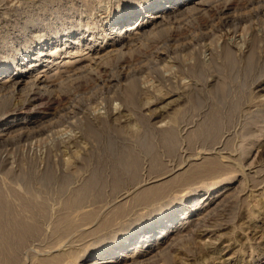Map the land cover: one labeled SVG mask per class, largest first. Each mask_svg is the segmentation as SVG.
Masks as SVG:
<instances>
[{
  "label": "rangeland",
  "instance_id": "374dc122",
  "mask_svg": "<svg viewBox=\"0 0 264 264\" xmlns=\"http://www.w3.org/2000/svg\"><path fill=\"white\" fill-rule=\"evenodd\" d=\"M147 1L149 0H0V68L8 69L15 55L17 59H23V62H26L28 56L24 53L30 46H40L46 40L54 42L57 37L70 36L69 33L77 34L85 30L86 26L92 28L91 33L85 34L87 41L88 37L89 39L92 37L89 46L83 43L77 45L71 43L66 47L67 49H63L62 52L66 51V53L62 54L61 58L65 56L71 59L73 56L78 58L80 54L84 56L97 51L104 44L106 25L121 12H131L135 8L144 6ZM154 1L157 0H153V3ZM213 2L206 4L204 9H199L200 11L194 10V12L182 14L179 12L175 16L170 14L172 17L165 18L163 26L153 29L154 33L151 31L152 33L144 36L138 35L139 38L134 37L130 45L128 44V47L122 50V55L118 59L111 58L109 62L98 65L89 63L90 66L84 70L75 71L72 65L63 66L59 63L60 58L55 60L58 65L55 64L51 70L49 69L48 75L40 74V77L44 79L43 83L35 81L22 91L0 87V117L10 114L17 117L27 114L29 118L35 116L32 120L27 119L19 124L20 130L10 133L8 140L0 141L2 195L10 204L12 203V206H16L15 208L20 207L22 199L25 201L30 199L29 201L32 200L35 203L38 201L39 204L42 202V207L45 208L43 215L42 213L36 215L38 222L41 220L38 223V233L28 239L27 246L23 247L21 253L18 252L20 260L17 258V261L19 260L20 264L42 262L45 256L46 259L53 253L64 256L62 259L68 264H76L80 252L83 255L85 248L93 246L99 239H107L119 233L122 226L120 222L132 217L136 211L143 212L144 208H146L144 211H148L150 207H146L147 205L132 208L133 194L138 186L150 185L149 178L157 174L153 170L154 176L149 172V169H152L149 168L151 159L142 147L144 141L152 143L157 155L159 154V159H162L160 161H163L161 163L164 166L161 171L164 174L166 172L167 178L164 177L161 181L186 174L208 162L209 159L214 162L212 158L218 162L220 160L222 167L229 164L223 167L224 171L225 173L229 171L228 175L235 173L236 180L232 181V186H226V189L218 192L214 200L232 191L230 199L224 200L214 208L215 210L205 214L206 217L203 216L195 228L184 223L181 235H178L176 239L174 237L175 240L171 239L168 246L158 255L152 259L143 260L140 264H264V122L262 121L264 116V13L259 11L263 4L260 0H213ZM69 36L64 39L67 40ZM69 42L74 40L71 38ZM226 44L233 51L231 52L235 61L240 62L238 71L224 57V51L228 47ZM53 45H49L47 51ZM224 45L227 47L223 49ZM251 49H254L253 54L256 52L259 54L256 55L260 58L261 66L253 70L252 74H247L243 69L242 56ZM67 52L68 54L71 52V55ZM67 59L65 58L64 61ZM178 60L184 67H179ZM196 61H200L202 65L198 74L190 72L187 68L194 65ZM117 64L119 66L116 67ZM121 68L128 70L130 79L137 83V88L132 95L133 100L130 102V97L128 98L127 93L117 82ZM54 71L58 72L55 79L47 77ZM217 82H219L218 85L224 83L227 90L220 94ZM215 92H218V96ZM216 101L218 104L214 103ZM212 107L221 113H219L220 116L222 115L219 116V135L214 141V143L218 142H216L217 146L214 143L207 145L210 142L205 145L202 140L191 141L188 137L189 131L194 130L197 128L195 126L204 121L206 111ZM104 122L106 124L103 126ZM89 125L95 126L102 136H94L92 132L89 134L87 132ZM220 127L222 129H219ZM15 128L17 127L10 129ZM156 128L176 130V137L179 138H176L177 143L175 141L173 148H176L175 152L174 150L166 152L161 136L159 137L160 132ZM109 133L111 136L106 135ZM136 134L143 136L136 137ZM149 136L154 140L152 141ZM126 137L127 139H124ZM135 138L136 141H133ZM97 140L103 141H100L101 148L97 147L99 145ZM110 141L115 145L120 143L130 145L139 157L138 173L133 179L131 178L132 180L128 175H123L118 192L117 188L115 191L111 187L112 157L107 152ZM98 165L102 166L103 171L101 170L99 177L97 176L99 181H96L95 186L98 185L94 186L92 193L85 195L84 201H79V205H77L78 202L70 206L65 204L67 199L72 198L77 188H81L84 182H87L88 176L91 177L96 172ZM47 176L50 178L48 179ZM99 178L102 182L106 179V183L102 184ZM209 180L215 181L212 178H203L201 181L208 183ZM195 181L191 180L192 183ZM180 184L182 185L179 186ZM187 184L174 181L166 195L154 204L160 206L168 200H173L176 191L188 187ZM71 190H75L74 193ZM95 191L100 192L98 198ZM202 192L204 191H201V194ZM119 204L132 208L129 216L109 225L108 231L95 230L97 222L106 217L115 208L113 206L117 207ZM87 210L94 212L93 220L84 218L83 213L88 212ZM30 213L26 215H31ZM63 213L68 216V220H72L63 224L61 222L58 229L54 225ZM94 231L99 233L95 232V234ZM137 261L131 264H139Z\"/></svg>",
  "mask_w": 264,
  "mask_h": 264
},
{
  "label": "bare ground",
  "instance_id": "6f19581e",
  "mask_svg": "<svg viewBox=\"0 0 264 264\" xmlns=\"http://www.w3.org/2000/svg\"><path fill=\"white\" fill-rule=\"evenodd\" d=\"M213 2V0H149L147 3L142 6L133 9V11H124L118 14L114 19H112L105 27L104 31L105 33V40L104 44L101 45L99 50L92 51L90 54L84 55L80 54L77 57L78 58H69L68 56L62 57L61 55L66 53L62 52L63 49H67L66 47L69 46V44H80L83 43L85 46H89L88 44L92 41V37L88 41L87 38L85 39L86 33H91V27L86 26L85 30H81L77 34L69 33L70 36L66 40L64 38L68 36H63L62 38L57 37L55 38L54 42H50L51 40H46L42 45L38 46H30L28 50H25L24 55L28 56L27 61L23 62V59H17V55H15L12 59L11 66L7 69V67H1L0 68V87H4L7 89H11L12 91L18 90L22 91L24 88H26L29 84L32 85L35 81L37 83H43L44 79L40 77V74L48 75L49 69L53 66L58 65V62L55 63L56 59H60L59 63H62L63 66L65 65H72L73 70L78 71L80 69H83L90 66L89 63H95L96 65L106 62H109L111 58L118 59L122 55V50L129 44L131 41H133L134 37H138V35H145L153 31L154 28L159 27L162 25V23L165 20V18L172 17L171 15H177L179 12L185 13L190 12L194 10H201L206 4L208 5L209 2ZM216 1V0H215ZM218 1V0H217ZM221 2V1H220ZM256 2V1H255ZM260 2H262L260 0ZM263 5L260 6L259 11L264 13V0L262 2ZM255 7V6H254ZM204 9V8H203ZM199 10V11H200ZM203 11V10H202ZM196 13V12H195ZM232 13V12H231ZM257 13V12H256ZM193 14V13H192ZM197 14V13H196ZM195 14V15H196ZM234 14V13H233ZM227 15V14H226ZM259 15V14H258ZM237 19V18H236ZM240 19V18H239ZM236 22V21H235ZM174 23V21H173ZM164 24V23H163ZM175 24V23H174ZM235 26V25H234ZM219 28V27H218ZM155 30V29H154ZM152 33V32H151ZM154 33V31H153ZM90 36V34H89ZM93 36V35H92ZM95 36V35H94ZM73 39L74 42H69L70 39ZM142 38V37H141ZM256 38V37H255ZM254 38V39H255ZM103 39V38H102ZM133 39V40H132ZM137 39V38H136ZM253 39V38H252ZM94 41V39H93ZM139 41V40H138ZM88 42V43H85ZM250 43V42H249ZM54 44L48 51L47 48L49 45ZM133 44V43H132ZM184 44V43H183ZM237 44V43H236ZM64 45V46H63ZM91 45V44H90ZM130 45V44H129ZM187 45V44H186ZM227 45V44H226ZM224 45L223 49L227 47ZM230 45V44H229ZM244 45V44H243ZM132 46V45H131ZM134 46V45H133ZM193 46V45H192ZM239 46V45H238ZM242 46V45H241ZM72 47V46H71ZM128 47V46H127ZM188 47V46H187ZM210 47V46H209ZM253 47V46H251ZM76 48V47H75ZM74 48V49H75ZM90 48V47H89ZM88 48V49H89ZM193 48V47H192ZM87 49V48H86ZM257 49V48H256ZM78 50V49H77ZM76 50V51H77ZM132 50V49H131ZM254 49H251L250 51H247L243 57V69H245L247 74H252V71L256 70L258 66L260 65L258 58V53L256 52L253 54ZM212 51V50H211ZM232 50L229 49V46L224 51V57H226L235 70L240 69V65L237 61L234 59V55H232ZM84 52V50H83ZM128 52V51H127ZM214 52V51H213ZM261 52V51H260ZM71 53V52H70ZM69 53V54H70ZM68 54V52H67ZM68 54V55H69ZM197 54V53H196ZM237 54V53H236ZM235 54V55H236ZM66 55V54H65ZM71 55V54H70ZM193 57V56H192ZM260 57V56H259ZM65 58H68L64 61ZM211 58V57H210ZM213 58V57H212ZM225 58V59H226ZM215 60V59H214ZM264 60V59H263ZM157 61V60H156ZM192 61V60H191ZM190 61V62H191ZM201 61V60H200ZM196 61L194 65L188 66V70L192 73L194 72H200L201 70V62ZM226 61V60H225ZM262 61V59H261ZM26 63V64H25ZM117 63V62H116ZM193 63V62H191ZM227 63V62H226ZM212 64V63H211ZM210 64V65H211ZM224 64V63H223ZM262 64V63H261ZM264 64V62H263ZM262 64V66H263ZM179 67H182V63L178 60ZM119 66L118 64L116 67ZM220 66V64H219ZM229 66V65H228ZM184 67V66H183ZM213 67V66H212ZM227 67V66H226ZM242 67V66H241ZM65 68V67H64ZM97 68V67H96ZM230 68V67H229ZM232 68V69H233ZM41 69V70H39ZM63 69V68H62ZM122 70L119 72V78L117 79V82L120 83L122 86V89L127 93L129 102L133 100V93L135 91V88H137V83L130 79L129 73L124 70V68H121ZM137 69V68H136ZM259 69V68H258ZM261 69V68H260ZM179 70V69H178ZM224 70V69H223ZM234 70V69H233ZM262 70V69H261ZM72 71V70H71ZM253 71V72H254ZM63 72V71H62ZM68 72V71H67ZM74 72V71H73ZM132 72V71H131ZM189 72V73H190ZM202 72V71H201ZM229 72V71H228ZM231 72V71H230ZM264 72V71H263ZM58 73V72H57ZM55 71L49 74L47 77H55L57 74ZM66 73V71H65ZM237 73V72H236ZM133 74V73H132ZM135 74V73H134ZM221 74V73H220ZM45 75V76H46ZM196 75V74H195ZM230 75V74H229ZM246 75V74H245ZM264 75V74H263ZM65 76V75H64ZM67 76V75H66ZM134 76V75H133ZM190 76V75H189ZM193 76V75H192ZM224 77V76H223ZM233 77V76H232ZM259 77V76H258ZM56 78V77H55ZM54 78V79H55ZM61 78V77H60ZM236 78V77H235ZM242 78V77H241ZM59 79V78H58ZM66 79V78H65ZM64 79V80H65ZM202 79V78H201ZM225 79V78H224ZM169 80V79H168ZM259 80V79H258ZM48 81V80H47ZM52 81V80H51ZM122 81V82H121ZM173 81V80H172ZM182 81V80H181ZM244 81V80H243ZM54 82V81H53ZM220 82V81H219ZM218 92L221 94L226 91L224 83H220L218 85ZM118 83V84H119ZM190 83V82H189ZM227 83V82H226ZM245 83V82H244ZM243 83V84H244ZM50 84V82H49ZM51 85V84H50ZM192 85V84H191ZM194 85V84H193ZM30 86V85H29ZM111 86V85H110ZM114 86V85H113ZM120 86V87H121ZM177 86V85H176ZM53 87V86H52ZM51 87V88H52ZM195 87V86H194ZM28 88V87H27ZM177 88V87H175ZM196 88V87H195ZM210 88V87H209ZM122 89H120L122 91ZM191 89V88H190ZM201 89V88H200ZM263 89V88H262ZM109 90V89H108ZM217 90V89H216ZM243 90V89H242ZM123 91V93H124ZM171 91V90H170ZM196 91V90H195ZM214 91V90H213ZM201 92V91H200ZM218 92L216 93L218 96ZM236 92V91H235ZM179 93V92H178ZM205 94V93H204ZM194 95V94H193ZM239 95V94H238ZM198 96V95H197ZM196 96V97H197ZM224 96V95H222ZM221 96V97H222ZM127 97V96H126ZM164 97V96H163ZM195 97V98H196ZM199 98V97H197ZM207 98V97H206ZM151 99V98H150ZM186 99V98H185ZM192 99V98H191ZM200 99V98H199ZM214 99V98H212ZM231 99V98H230ZM256 99V98H255ZM222 100V99H221ZM220 101V99H219ZM238 101V99H237ZM133 102V101H132ZM171 102V101H170ZM236 102V101H235ZM174 103V102H173ZM214 103H217L214 102ZM237 103V102H236ZM38 104V103H37ZM195 104V103H194ZM213 104V103H212ZM211 104V105H212ZM218 104V103H217ZM254 104V103H253ZM130 105V104H128ZM187 105V104H186ZM210 105V104H209ZM214 105V104H213ZM236 105V104H235ZM192 106V105H191ZM197 106V105H196ZM215 106V105H214ZM231 106V105H230ZM234 106V105H233ZM239 106V105H238ZM258 106V105H257ZM199 107V106H198ZM216 107V106H215ZM185 108V107H184ZM242 108V107H241ZM260 108V106H259ZM31 109V108H30ZM221 109V108H220ZM249 109V108H248ZM262 109V108H261ZM11 110V109H10ZM196 110V109H195ZM15 111V110H14ZM198 111V110H197ZM239 111V110H238ZM11 112V111H10ZM206 117L204 121H200L198 126H195L194 130H190L188 133V137L191 141L193 140H202V143L206 145L207 142H210V144L207 143V145H213L216 136L219 135L218 133V123L219 120V113L215 108L212 107L208 108V111H206ZM245 112V111H244ZM248 112V111H247ZM246 112V113H247ZM261 112V111H260ZM193 113V112H192ZM191 113V114H192ZM226 113V112H225ZM228 113V112H227ZM233 113V112H232ZM221 114V113H220ZM242 114V113H241ZM19 115V114H18ZM178 115V114H177ZM184 115V113L182 114ZM186 115V114H185ZM258 115V114H257ZM262 115V114H261ZM66 116V115H65ZM141 116V115H140ZM192 116V115H191ZM222 116V115H221ZM220 116V117H221ZM230 116V114H229ZM195 117V116H194ZM248 117V116H247ZM260 117V116H259ZM35 118V116H29L27 114H22L21 116H14L12 114L10 115H1L0 117V141H6L10 138V133L16 132V130L19 129V124H22L23 121L32 120ZM223 118V117H222ZM220 118V119H222ZM227 118V117H226ZM232 118V117H231ZM261 118V117H260ZM148 119V118H147ZM193 119V118H192ZM36 120V119H35ZM33 120V121H35ZM189 120H191L189 118ZM232 120V119H230ZM229 120V121H230ZM256 120V119H255ZM258 120V119H257ZM90 121V120H89ZM172 121V120H171ZM251 121V120H250ZM262 121L264 122V116L262 118ZM99 122V121H98ZM145 122V121H144ZM258 122V121H257ZM262 122V123H263ZM172 123V122H171ZM260 123V122H259ZM87 124V123H86ZM106 123L104 122L103 126ZM147 124V123H146ZM166 124V123H165ZM174 124V123H173ZM229 124V123H228ZM253 124V123H252ZM258 124V123H257ZM255 124V125H257ZM264 124V123H263ZM42 125V124H41ZM176 125V124H174ZM187 125V124H186ZM221 125V123H220ZM223 125V124H222ZM259 125V124H258ZM262 125V124H261ZM16 126L15 129H10L11 127ZM102 126V125H101ZM103 126L101 128H103ZM107 126V125H106ZM170 126V125H169ZM173 126V125H171ZM232 126V125H231ZM113 127V126H112ZM145 127V126H144ZM147 127V126H146ZM176 127V126H175ZM257 127V126H256ZM32 128V127H31ZM87 128V127H86ZM142 128V127H141ZM152 128V127H151ZM183 128V127H182ZM10 129V130H9ZM24 129V128H23ZM33 129V128H32ZM37 129V128H36ZM47 129V128H46ZM158 129V128H156ZM219 129H222L221 127ZM20 130V129H19ZM84 130V128H83ZM104 130L105 127H104ZM143 130V129H142ZM155 130V129H153ZM159 130V129H158ZM183 130V129H182ZM228 130V129H227ZM264 130V129H263ZM86 131V129H85ZM120 131V130H119ZM156 131V130H155ZM176 131V130H175ZM175 131L172 130V128H161L159 130L162 142L167 150L171 152H175L174 146L176 141V134ZM261 131V130H260ZM87 132L92 134L94 136L100 135V131L98 132L97 128L95 126L91 127L89 125V128L87 129ZM148 131H146L147 133ZM154 132V131H152ZM149 132V133H152ZM263 132V131H262ZM31 133V132H30ZM84 133V132H83ZM103 133V132H102ZM120 133V132H119ZM139 133V132H138ZM218 133V134H217ZM221 133V132H220ZM87 134V133H86ZM85 134V135H86ZM110 134V133H109ZM106 134L107 136H111V134ZM114 134V133H113ZM144 134V133H142ZM155 134V132H154ZM256 134V133H255ZM84 135V134H83ZM92 135V136H93ZM141 135V134H138ZM136 134V137L138 136ZM145 135V134H144ZM247 135V134H246ZM12 136V135H11ZM90 136V135H88ZM102 135H100L101 137ZM114 136V135H113ZM112 136V137H113ZM129 136V135H128ZM143 136V135H141ZM148 136V135H147ZM153 136V135H151ZM149 136V138H151ZM251 136V135H250ZM262 136V135H260ZM264 136V132H263ZM13 137V136H12ZM146 137V136H144ZM154 137V136H153ZM257 137V136H256ZM259 137V136H258ZM103 138V137H102ZM106 138V136H105ZM108 138V137H107ZM142 138V137H140ZM147 138V140H149ZM179 138V137H178ZM177 138V139H178ZM220 138V137H219ZM104 139V138H103ZM124 139H127L124 138ZM131 139V138H130ZM134 139V138H133ZM139 139V138H137ZM152 139V138H151ZM187 139V137H186ZM221 139V138H220ZM251 139V138H250ZM99 140V139H98ZM97 140V141H98ZM105 140V139H104ZM108 140V139H106ZM142 140V139H141ZM144 140V139H143ZM154 139H152L153 141ZM185 140V139H184ZM219 140V139H218ZM102 141V140H100ZM99 142V145L97 147L101 148V142ZM127 141V140H126ZM136 141V138L135 140ZM151 141V142H152ZM159 141V139H158ZM189 141V140H188ZM187 141V142H188ZM190 141V142H191ZM228 141V140H227ZM103 142V141H102ZM111 142V141H110ZM122 142V141H121ZM143 141H141L142 143ZM217 142V141H216ZM216 144L217 146V143ZM89 143V142H88ZM105 143V142H104ZM116 143V142H115ZM161 143V142H160ZM177 143V141H176ZM192 143V142H191ZM134 144V143H133ZM136 144V143H135ZM155 144V143H154ZM193 144V143H192ZM200 144V143H199ZM226 144V143H225ZM9 145V144H8ZM106 145V144H105ZM109 145V144H108ZM204 145V146H205ZM103 146V145H102ZM202 146V147H204ZM229 146V145H228ZM254 146V144H253ZM95 147V146H93ZM104 147V146H103ZM102 147V148H103ZM107 147V146H106ZM142 147L145 149L146 153L150 156L149 159H151V167L152 169H149L152 173L157 172L156 176H153L152 178H149V182L151 183L148 186H143L135 190V194L133 197L134 205L132 208H135V206H141V205H147L146 207H150L149 210L144 211L146 208L143 209V212L136 211L132 217L129 219H126L125 221L120 222L122 226L120 227V232L115 233L111 237L107 239H99L95 242L93 246H89L84 249V254L80 255L76 260V264H131L134 261H139V264L143 260H149L158 255L160 251L164 250L166 246H168V242L171 239H176L178 235H181L183 232V226L184 223H188V226H193L195 228V225L200 223V219L207 213L211 212L216 206L221 204L224 200L230 199L232 197L231 193L232 191L226 192L222 197H219L220 199L214 200L217 193L221 192L222 190L226 189V186H229L232 184L233 180L235 179V173L227 174L225 173V167L227 165H223V167L220 165L219 162L215 159L213 160L209 159L207 162H203L204 164L200 167H196L186 174L174 177L173 179L164 180L161 181L165 176L164 173H162L163 164L160 161L162 159H159L157 155V151L154 150L152 143L149 142H143ZM179 147V146H178ZM206 147V146H205ZM208 147V146H207ZM213 147V146H212ZM215 147V145H214ZM238 147V146H237ZM99 148V149H100ZM108 148V147H107ZM106 148V149H107ZM140 148V147H139ZM162 148V147H161ZM164 148V147H163ZM164 148V149H165ZM194 148V147H193ZM217 148V147H216ZM109 149V150H108ZM107 152L110 153V157H112V172H109L112 174V186L115 191L117 188H120L119 183H122V177L123 175H128L130 179L138 173V169L140 167L139 165V157L138 153L134 151V149L125 143L120 144H112V142L109 145ZM178 149V148H177ZM214 149V148H213ZM222 149V148H221ZM219 149V151L221 150ZM229 149V148H228ZM250 149V148H249ZM98 150V149H97ZM102 150V149H101ZM100 150V151H101ZM209 150V149H208ZM225 150V149H224ZM251 150V149H250ZM253 150V149H252ZM161 151V150H160ZM244 151V150H243ZM248 151V150H247ZM259 151V150H258ZM104 152V151H102ZM196 152V151H195ZM208 152V151H207ZM218 152V151H217ZM232 152V151H231ZM239 152V151H238ZM250 152V151H248ZM143 153V151H142ZM160 153V152H159ZM209 153V152H208ZM207 153V154H208ZM233 153V152H232ZM108 154V153H107ZM144 154V153H143ZM169 154V153H168ZM173 154V153H172ZM92 155V153H91ZM197 155V154H196ZM100 156V155H99ZM98 156V157H99ZM140 156V155H139ZM244 156V155H243ZM101 157V156H100ZM99 157V158H100ZM104 157V156H103ZM109 157V156H108ZM161 157V156H160ZM171 157V156H170ZM213 157V156H212ZM83 158V157H82ZM106 158V157H104ZM168 158V157H167ZM211 158V157H210ZM207 159V160H208ZM235 160V158H232ZM231 159V160H232ZM87 160V159H86ZM141 160V159H140ZM99 161V160H98ZM101 161V160H100ZM105 161V160H103ZM97 162V161H96ZM102 162V161H101ZM99 162V164L102 165V163ZM109 162V161H108ZM202 162V161H201ZM219 163V164H218ZM86 164V163H85ZM97 163H95L96 165ZM105 164V163H104ZM107 164V163H106ZM109 164V163H108ZM148 164V163H147ZM251 164V163H250ZM94 165V164H93ZM196 165V164H195ZM106 166V165H105ZM143 166V164H142ZM141 166V167H142ZM232 166V165H231ZM77 167V166H76ZM81 167V166H80ZM90 167V166H89ZM96 167V166H95ZM94 167V168H95ZM101 167L98 165L96 172L86 180L87 182H84V185L79 189L77 188L76 192L72 195V198L69 200L67 199L65 204L67 205H75L74 203L79 205V201L83 200L85 198V195L91 194L94 190L95 183H97V176L99 173H101ZM104 167V166H103ZM148 167V166H147ZM233 167V166H232ZM66 169V168H65ZM104 169V168H103ZM229 169V168H228ZM235 169V168H234ZM72 170V169H71ZM82 170V169H81ZM107 170V169H106ZM187 170V169H186ZM100 171V172H99ZM103 171V170H102ZM105 171V169H104ZM160 171V172H159ZM172 171V170H171ZM238 171V170H237ZM47 172V171H46ZM65 172V171H64ZM147 172V171H146ZM160 174H159V173ZM170 172V171H169ZM167 172V174L169 173ZM233 172V171H231ZM230 172V173H231ZM49 173V171H48ZM51 173V172H50ZM175 173V172H174ZM179 173V172H178ZM181 173V172H180ZM179 173V174H180ZM237 173V172H236ZM54 174V173H53ZM108 174V173H107ZM109 174V176H110ZM178 174V175H179ZM52 175V174H51ZM73 175V174H72ZM76 175V174H75ZM162 175H164L162 178H160ZM169 175V174H168ZM69 176V175H67ZM105 176V175H104ZM125 176V178H126ZM176 176V175H175ZM65 177V176H64ZM62 177V178H64ZM99 177V176H98ZM173 177V176H172ZM48 178V176H47ZM50 178V177H49ZM48 178V179H49ZM86 179V177H84ZM124 178V177H123ZM167 178V177H166ZM171 178V177H170ZM200 178V179H199ZM203 178H212L215 179V181H210L208 183L202 182L201 180ZM53 179V177H52ZM66 179V177H65ZM100 179V178H99ZM128 179V177H127ZM131 179V180H132ZM136 179V177H135ZM198 179V180H194ZM59 180V179H58ZM62 180V179H61ZM64 180V179H63ZM101 180V179H100ZM104 180V179H103ZM124 180V179H123ZM129 180V179H128ZM195 181L194 183L191 182ZM51 181V180H50ZM60 181V180H59ZM67 181V179H66ZM106 181V179H105ZM103 181L104 183H106ZM110 181V180H109ZM121 181V182H120ZM174 181H178L179 183L187 184V182H191L186 186L185 188H180L176 191V194L173 197V200H168L167 202H164V204H161L160 206H156V204L166 195L169 187ZM49 182V181H48ZM102 182V180L100 181ZM102 182V184H103ZM132 182V181H131ZM50 183V182H49ZM61 183V182H60ZM83 183V182H82ZM86 183V184H85ZM124 183V182H123ZM201 183V184H200ZM62 184L64 185V181H62ZM68 184V183H67ZM81 184V183H80ZM101 184V185H102ZM133 184V183H132ZM237 184V183H236ZM59 185V184H58ZM98 185V184H97ZM96 185V186H97ZM122 185V184H121ZM146 185V184H145ZM180 184L179 186H181ZM183 185V186H184ZM197 185V186H195ZM95 186V187H96ZM100 186V185H99ZM194 186V187H193ZM232 186V185H231ZM238 186V185H237ZM109 187V188H111ZM130 187V186H129ZM65 188V187H64ZM100 189V187H98ZM123 188V187H122ZM131 188V187H130ZM172 188V187H171ZM177 188V187H176ZM238 188V187H237ZM75 189V188H74ZM107 189V188H106ZM173 189V188H172ZM96 190V189H95ZM103 190V189H101ZM100 190V192H101ZM170 190V189H169ZM14 191V190H13ZM65 191V190H64ZM99 191V190H98ZM95 191L97 198L99 197L100 192ZM114 191V190H113ZM172 191V190H171ZM201 191L202 192L201 194ZM239 191V190H238ZM121 192V191H120ZM119 192V193H120ZM192 192V193H191ZM240 192V191H239ZM16 193V192H15ZM20 194V193H19ZM18 194V195H19ZM235 194V193H233ZM237 194V193H236ZM235 194V195H236ZM69 195V194H68ZM71 195V194H70ZM110 195V194H109ZM26 196V195H25ZM102 196V192H101ZM231 196V197H230ZM256 196V195H255ZM23 197V196H22ZM69 197V196H68ZM84 197V198H83ZM89 197V196H88ZM117 197V196H116ZM83 198V199H82ZM96 198V197H95ZM102 198V197H101ZM110 198V197H109ZM113 198V197H112ZM119 198V197H118ZM234 198V197H233ZM87 199V198H86ZM85 199V200H86ZM94 199V198H93ZM104 199V198H103ZM21 200V199H20ZM30 200V199H29ZM25 201L24 199L21 200V204H19V208H15L12 206L2 195L0 191V264H18L19 262V255L18 252H20L24 246H27L26 243L28 242V239L32 238L38 233L39 230V221L36 215L38 213H42V215L45 213V211L42 207V202L39 204L38 201L35 203L34 201ZM69 200V201H68ZM260 200V199H259ZM95 201V200H94ZM100 201V200H99ZM130 201V200H129ZM158 201V202H157ZM230 201V200H229ZM101 202V201H100ZM125 202V201H124ZM157 202V203H156ZM81 203V202H80ZM118 203V202H117ZM121 203V202H120ZM130 203V202H129ZM156 203V204H154ZM86 204V203H85ZM92 204V203H91ZM14 205V204H13ZM45 205V204H44ZM43 205V206H44ZM64 205V204H63ZM76 205V206H77ZM110 205V204H109ZM151 205V206H150ZM46 206V205H45ZM87 206V205H86ZM93 206V205H92ZM129 206V205H128ZM18 207V206H17ZM67 207V206H66ZM75 207V206H74ZM73 207V208H74ZM115 208L106 215L103 219L97 222L96 229L100 230H107L109 228V225L112 223L114 224L118 220L123 219L124 217L129 216V212H131L132 208L125 207L121 204L116 206H113ZM130 207V206H129ZM72 208V207H71ZM78 207H76L77 209ZM85 208V207H84ZM203 208L205 210H203ZM218 208V207H217ZM63 209V208H62ZM69 209V208H68ZM98 209V208H97ZM67 210V209H66ZM71 210V209H70ZM99 210V209H98ZM215 210V209H214ZM217 210V209H216ZM47 211V210H46ZM88 211V210H87ZM94 211V210H93ZM96 211V210H95ZM30 213L31 215H26L27 213ZM44 212V213H43ZM63 212V211H62ZM145 212V213H144ZM35 213V214H33ZM48 213V212H47ZM59 213V212H58ZM68 213V211H67ZM75 213V212H74ZM94 213V212H93ZM93 213L88 211L84 214L85 219H94ZM106 213V212H105ZM69 215V214H68ZM96 215V214H95ZM105 216V215H104ZM40 217V215H39ZM44 217V216H43ZM47 217V216H46ZM206 216H204L205 218ZM78 218V217H77ZM92 219V220H93ZM54 220V219H53ZM72 220V219H69ZM68 216L67 215H60V219L58 218V221L56 220V225H54L56 228L59 227V224L61 225V222H68ZM80 220V219H79ZM44 221V220H43ZM82 221V220H81ZM83 222V221H82ZM90 222V221H89ZM54 223V222H53ZM76 223V222H75ZM77 224V223H76ZM85 224V223H84ZM95 224V223H94ZM203 224V222H202ZM53 225V224H52ZM70 225V224H69ZM75 225V224H73ZM81 225V224H80ZM66 226V225H65ZM68 226V225H67ZM84 226V225H83ZM111 227V226H110ZM53 228V227H52ZM79 228V227H78ZM51 229V228H50ZM59 229V228H58ZM70 229V228H69ZM68 229V230H69ZM74 229V228H73ZM77 229V228H76ZM197 229V228H196ZM254 229V228H253ZM85 230V229H84ZM91 230V228H90ZM99 230V231H100ZM187 230V229H186ZM50 231V230H49ZM56 231V230H54ZM72 231V230H71ZM92 231V230H91ZM90 231V232H91ZM99 231H94L98 232ZM114 231V230H113ZM122 231V232H121ZM59 232V231H58ZM62 232V231H61ZM89 232V231H87ZM86 232V233H87ZM53 233V232H52ZM93 233V232H92ZM185 233V232H184ZM55 234V233H54ZM83 234V233H82ZM90 234V233H88ZM87 234V235H88ZM96 234V233H95ZM94 234V235H95ZM201 234V233H200ZM40 235V234H39ZM38 235V236H39ZM61 235V234H60ZM66 235V234H65ZM71 235V234H69ZM93 235V234H92ZM81 236V235H80ZM96 236V235H95ZM100 236V235H99ZM222 236V235H221ZM70 237V236H69ZM94 237V236H93ZM62 238V237H61ZM179 238V237H178ZM224 238V237H223ZM60 239V238H59ZM174 239V240H175ZM43 240V239H42ZM36 241V240H35ZM67 241V240H66ZM71 241V240H70ZM83 241V239L81 240ZM86 241V240H85ZM30 242V241H29ZM58 243V242H57ZM43 244V243H42ZM69 244V243H68ZM86 244V243H85ZM49 245V244H48ZM170 245H172L170 243ZM69 246V245H68ZM84 246V245H83ZM54 247V246H53ZM170 247V246H169ZM168 248V247H167ZM44 249V248H43ZM49 249V248H48ZM51 249V248H50ZM169 249V248H168ZM227 249V248H226ZM34 251V250H33ZM43 251V250H42ZM76 251V250H75ZM25 252V251H24ZM29 252V251H28ZM77 252V251H76ZM21 253V252H20ZM36 253V252H35ZM52 253V252H51ZM63 253V252H62ZM41 254V253H40ZM77 254V253H76ZM71 255V254H69ZM212 256V255H211ZM43 257V256H42ZM41 257V258H42ZM46 257V256H45ZM40 263H46V264H68L67 262L63 261V257L60 255H51V257H47ZM73 257V256H71ZM17 258L19 259L17 261ZM40 258V260H41ZM230 258V257H229ZM35 259V258H34ZM43 259V258H42ZM68 259V258H67ZM70 259V258H69ZM72 259V258H71ZM39 260V259H38ZM65 260V259H64ZM31 261V260H30ZM73 261V260H72ZM137 261V262H138ZM221 261V260H220ZM224 261V260H223ZM37 262V263H38ZM70 262V261H69ZM35 263V264H37ZM74 263V262H73ZM20 264V262H19ZM34 264V263H33ZM138 264V263H137ZM143 264V263H142Z\"/></svg>",
  "mask_w": 264,
  "mask_h": 264
}]
</instances>
